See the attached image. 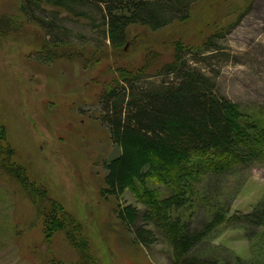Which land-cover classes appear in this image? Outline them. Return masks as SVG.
Instances as JSON below:
<instances>
[{"label": "rangeland", "instance_id": "rangeland-1", "mask_svg": "<svg viewBox=\"0 0 264 264\" xmlns=\"http://www.w3.org/2000/svg\"><path fill=\"white\" fill-rule=\"evenodd\" d=\"M239 2L240 10L225 19ZM21 5L22 0H0V17L14 24L11 34L0 35V119L12 149L11 164L23 167L31 182L83 224L95 264H172V246L146 225L147 207L136 193L128 189L119 199L104 193L105 164L121 149L104 125L101 97L115 85L119 70L137 69L151 54H158L157 66L171 61L180 46L193 50L184 58L215 81L221 96L237 103L247 120L264 126V0H203L185 22L157 32L130 29L123 52L107 45L99 23L65 12L58 29L64 44L56 45L34 20L19 19ZM44 8L36 16L49 21L56 9ZM242 13L240 24L228 32ZM223 30L224 38H214ZM210 35L218 45L214 51L201 48ZM162 81L154 76L144 83ZM2 155L0 148V264H82L64 233H46L37 202L2 164ZM150 186L162 190L163 197L169 193L162 185ZM212 188L215 202L228 206V217L251 214L264 201V165L223 177ZM127 205L141 214L133 228L117 215ZM194 217L200 226L209 219L208 210H197ZM140 228L153 230L152 244L137 241ZM259 232L226 222L192 256L198 264H225L233 257L254 262V254L263 250Z\"/></svg>", "mask_w": 264, "mask_h": 264}, {"label": "trees", "instance_id": "trees-1", "mask_svg": "<svg viewBox=\"0 0 264 264\" xmlns=\"http://www.w3.org/2000/svg\"><path fill=\"white\" fill-rule=\"evenodd\" d=\"M201 1L22 0L23 17L19 19L34 20L52 43L63 45L64 38L58 31L60 13L88 17L103 27L110 42L107 45L115 52H123L130 29L157 32L185 22ZM240 3L227 10L225 19L232 10H240ZM44 6L56 9L49 21L36 16L46 12ZM243 14L229 26L228 32L240 24ZM13 28L12 21L0 17V35L11 34ZM223 32L210 35L201 48L216 50L214 38H224ZM191 53L193 50L179 46L171 61H160L158 66L155 64L158 54H151L141 67L119 70L115 85L102 95L104 125L113 143L121 149L117 157L105 164L104 193L116 199L128 189L136 193L147 207L146 225L152 226L172 246V264H198L192 256L194 250L226 222H235L242 228L246 225L259 228L258 240L263 250L254 254V262L233 257L225 264H264V201L251 214L228 217V206L215 202L216 191L212 188L223 177L235 176L250 166L264 165V126L257 120H247L237 103L221 96L215 81L184 58ZM152 67H156L154 73L149 72ZM154 76L163 81L159 85L144 83ZM1 124V162L37 202L46 233H64L79 252L81 263L95 264L83 224L62 210L45 188L31 182L23 167L11 164L12 149ZM150 184L164 186L168 195L161 196L162 190L153 189ZM205 208L209 219L197 226L196 211ZM189 211L194 212L187 217ZM117 215L128 228L135 227L141 216L132 205L119 207ZM135 236L148 246L153 243L154 232L140 228Z\"/></svg>", "mask_w": 264, "mask_h": 264}]
</instances>
